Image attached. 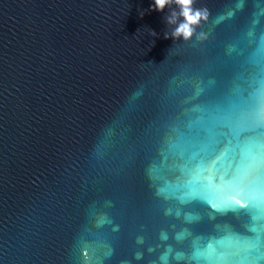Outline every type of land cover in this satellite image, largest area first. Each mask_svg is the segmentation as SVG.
Listing matches in <instances>:
<instances>
[{
  "label": "water",
  "instance_id": "water-1",
  "mask_svg": "<svg viewBox=\"0 0 264 264\" xmlns=\"http://www.w3.org/2000/svg\"><path fill=\"white\" fill-rule=\"evenodd\" d=\"M153 4L0 0V264L238 260L260 233L208 181L264 149V0H195L191 41Z\"/></svg>",
  "mask_w": 264,
  "mask_h": 264
},
{
  "label": "snow or ice",
  "instance_id": "snow-or-ice-1",
  "mask_svg": "<svg viewBox=\"0 0 264 264\" xmlns=\"http://www.w3.org/2000/svg\"><path fill=\"white\" fill-rule=\"evenodd\" d=\"M240 158L230 172L225 176H213L209 183L220 182L226 194L222 205L210 203L214 210H243L252 214L254 219L261 222V231L252 240L248 241L245 255L238 260H229L226 257L235 255L234 252H220L217 254L215 245L209 244L205 251L198 253L202 259L196 264H264V149L258 148L250 139H243ZM255 232L256 229L253 228ZM259 254L256 260L250 259ZM215 255V259L212 256Z\"/></svg>",
  "mask_w": 264,
  "mask_h": 264
},
{
  "label": "clouds",
  "instance_id": "clouds-1",
  "mask_svg": "<svg viewBox=\"0 0 264 264\" xmlns=\"http://www.w3.org/2000/svg\"><path fill=\"white\" fill-rule=\"evenodd\" d=\"M173 4L176 7L165 17V21L174 27L171 35L165 33V39L191 41L194 37L203 38V34H198L197 29L202 22L207 21L209 13L207 9L196 8L195 0H154L151 10L163 12Z\"/></svg>",
  "mask_w": 264,
  "mask_h": 264
}]
</instances>
